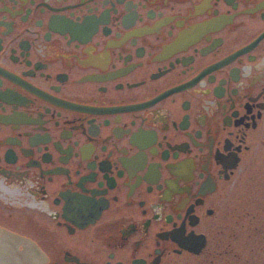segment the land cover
Here are the masks:
<instances>
[{
  "label": "flooded vegetation",
  "instance_id": "1",
  "mask_svg": "<svg viewBox=\"0 0 264 264\" xmlns=\"http://www.w3.org/2000/svg\"><path fill=\"white\" fill-rule=\"evenodd\" d=\"M263 143L264 0H0V264H193Z\"/></svg>",
  "mask_w": 264,
  "mask_h": 264
},
{
  "label": "rangeland",
  "instance_id": "2",
  "mask_svg": "<svg viewBox=\"0 0 264 264\" xmlns=\"http://www.w3.org/2000/svg\"><path fill=\"white\" fill-rule=\"evenodd\" d=\"M245 167L227 226L193 264H264V143L255 145Z\"/></svg>",
  "mask_w": 264,
  "mask_h": 264
}]
</instances>
